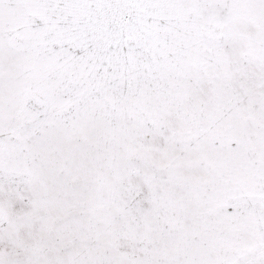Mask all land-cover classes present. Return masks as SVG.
<instances>
[{"label": "snow or ice", "instance_id": "snow-or-ice-1", "mask_svg": "<svg viewBox=\"0 0 264 264\" xmlns=\"http://www.w3.org/2000/svg\"><path fill=\"white\" fill-rule=\"evenodd\" d=\"M0 264H264V0H0Z\"/></svg>", "mask_w": 264, "mask_h": 264}]
</instances>
